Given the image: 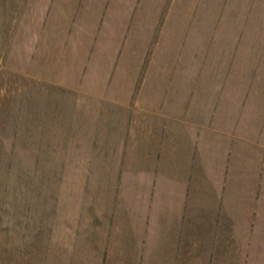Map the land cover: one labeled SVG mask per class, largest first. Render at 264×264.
I'll return each instance as SVG.
<instances>
[{"label": "crops", "instance_id": "0c3cea01", "mask_svg": "<svg viewBox=\"0 0 264 264\" xmlns=\"http://www.w3.org/2000/svg\"><path fill=\"white\" fill-rule=\"evenodd\" d=\"M158 1L49 0L32 48L7 57L16 141L35 188L55 191L33 251L70 253L46 264H264L251 51L147 57ZM237 44L251 47V30Z\"/></svg>", "mask_w": 264, "mask_h": 264}, {"label": "rangeland", "instance_id": "374dc122", "mask_svg": "<svg viewBox=\"0 0 264 264\" xmlns=\"http://www.w3.org/2000/svg\"><path fill=\"white\" fill-rule=\"evenodd\" d=\"M158 2L160 11L147 57H238L239 51L243 54L250 49L251 88L264 92V0ZM48 3L49 0H0V264H46L47 260L70 256L68 252L55 255L33 251L40 249L41 239L40 232L35 233L32 228L47 222L48 214L41 205L54 199L55 191L35 188L34 183L41 181L38 174L32 173L36 159L26 157L31 151L24 149L26 143L16 141L18 102L13 85L10 92L6 67L8 55L22 53L26 41V46L32 48ZM138 5L137 0V8ZM173 5L177 17L174 31L167 18ZM249 20L251 29H248ZM166 27L172 32L167 36L168 46L163 39ZM250 30L251 47L238 45L239 37L247 36ZM228 37L232 43L229 47L218 44L226 42ZM30 233L35 236L33 246L30 245L32 252H26Z\"/></svg>", "mask_w": 264, "mask_h": 264}]
</instances>
